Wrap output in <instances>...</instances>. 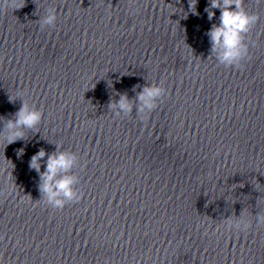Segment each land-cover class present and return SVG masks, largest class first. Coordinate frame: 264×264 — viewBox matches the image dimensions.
Here are the masks:
<instances>
[{
    "label": "clouds",
    "instance_id": "clouds-1",
    "mask_svg": "<svg viewBox=\"0 0 264 264\" xmlns=\"http://www.w3.org/2000/svg\"><path fill=\"white\" fill-rule=\"evenodd\" d=\"M26 0L23 3H18V0H0V7L11 8L12 10L20 9L25 6ZM197 0H189V10L195 14ZM235 6L234 9L232 6ZM220 9V23L213 25L208 35L213 44V51L219 49V63L225 67L236 66L241 60L248 55V47L244 43V37L250 32L256 24L258 17L254 14H249L243 7V0H211L210 4L205 8L208 18L211 20L215 13L211 9ZM186 18V17H185ZM57 20L56 13H49L42 21L43 26H53ZM164 89L159 85L145 86L143 91L138 95L137 99L141 102L139 111L145 109L149 111L156 107L155 100L160 97ZM9 100L15 101L16 98L9 96ZM115 107V105H111ZM118 107L125 113H130L132 110L131 104L128 102L126 95H122ZM119 115V113H117ZM43 112L35 106H31L28 100H22L19 110L15 113L14 119L4 118L6 132L0 135V139L6 140L7 145L15 143L18 140L25 139L24 129H37V126L42 122ZM24 148L16 150L17 156L24 154ZM47 155L44 149H40L31 157L29 162L30 169H35L40 172V161ZM77 161L74 153L60 151L52 155H48L46 168L41 176V191L45 194L44 202L54 209H63L68 202L78 201L80 196L74 190L73 185L77 183V177L67 175ZM65 173L64 175H59ZM59 177V178H58ZM257 228L264 227V218H261L256 225ZM228 231L248 232L252 226L244 223L237 225H229L225 228Z\"/></svg>",
    "mask_w": 264,
    "mask_h": 264
}]
</instances>
